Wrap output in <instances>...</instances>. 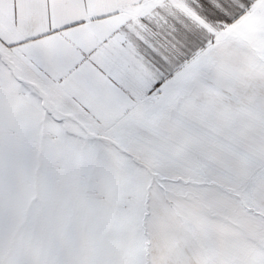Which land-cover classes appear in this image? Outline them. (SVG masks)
Masks as SVG:
<instances>
[{
  "label": "snow or ice",
  "instance_id": "1",
  "mask_svg": "<svg viewBox=\"0 0 264 264\" xmlns=\"http://www.w3.org/2000/svg\"><path fill=\"white\" fill-rule=\"evenodd\" d=\"M0 264H264V0H0Z\"/></svg>",
  "mask_w": 264,
  "mask_h": 264
}]
</instances>
